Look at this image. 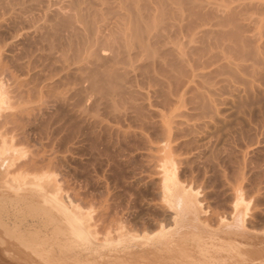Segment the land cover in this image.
<instances>
[{
  "label": "rangeland",
  "instance_id": "1",
  "mask_svg": "<svg viewBox=\"0 0 264 264\" xmlns=\"http://www.w3.org/2000/svg\"><path fill=\"white\" fill-rule=\"evenodd\" d=\"M70 1L0 0V163L14 193L34 180L45 199L52 183L98 239L171 231L188 193L194 224L240 223L250 264H263L264 0H187L192 13L181 7L177 26L168 12L144 47H127L109 22L102 35L117 40L90 50L68 26ZM21 210L12 231L52 230Z\"/></svg>",
  "mask_w": 264,
  "mask_h": 264
},
{
  "label": "bare ground",
  "instance_id": "2",
  "mask_svg": "<svg viewBox=\"0 0 264 264\" xmlns=\"http://www.w3.org/2000/svg\"><path fill=\"white\" fill-rule=\"evenodd\" d=\"M57 1L60 2V0ZM57 1L54 0V2ZM70 2L67 10H72V16L70 17L71 21H68V26L71 28L74 37L77 34L82 35L83 49L89 50L100 41L99 37H103L106 45L109 38L113 40L116 36H112V29L108 30L107 36L102 35L109 22H112V26L117 28V33L120 36L118 38L127 47L132 48L134 43L144 47L148 42L146 38L153 36L150 33L152 26L155 27H152L154 30L158 29L156 26L168 18L166 16L169 14L168 12L172 15L170 18L175 19L173 25H177L175 14L178 13L177 11L181 13L184 9L181 7L186 9L189 3L186 2L183 5L184 1L182 4V0H75ZM190 8L187 7L186 9L189 10V14ZM180 15L183 16L184 14ZM193 15H190L191 17L186 16L192 20ZM164 17L166 18L164 19ZM198 18L203 24V19ZM178 19L181 22L180 16ZM188 19L186 18V21L182 19V22L188 24ZM165 23L168 24L167 21ZM201 25L199 26L201 27ZM195 27L197 28V26ZM142 29L145 31L143 32ZM160 29L163 30V28ZM9 180L6 166L4 163H0V264H250L249 230L244 226L238 227L240 223L235 226L225 225L224 220L219 222V228L215 232L203 227L204 230H201L199 224H194L197 223L195 221H197L200 207L191 194L186 193L182 200L184 206L182 212L185 211L183 216L186 213V217H189L187 221L190 224L194 220L190 232L189 229L188 232L183 230L184 218L181 211L177 209L176 215H174V229L172 228L171 231L153 235H139L130 233V229L128 231L127 229H125L126 231L116 229L114 235L108 233L105 237L103 236L104 238H101L102 240L99 237V240L94 235L96 234L95 231L90 228L88 215L72 201L66 202L57 186L55 187L50 183L49 191L45 190L47 196L43 199L35 197L36 193L34 192H39L40 195L44 183L29 180L31 183L19 184L21 189L18 191L19 195H16L12 190L15 188H12ZM27 195L31 196L28 197ZM24 196H27L28 199H23L26 200L22 201L23 206L18 205V201L16 204L13 203V200ZM239 199L241 201L242 198ZM33 200L36 204H32ZM22 207L28 211L40 212L39 214L47 216L52 225V230L46 235L36 233L26 235L21 231H12L10 214L12 211L18 213V210L23 212ZM1 213L4 214V217ZM240 213L239 209L235 207L234 217ZM242 221L240 222L242 223ZM185 223L190 226L188 222ZM186 227L188 228V226ZM15 228L19 229L20 225Z\"/></svg>",
  "mask_w": 264,
  "mask_h": 264
}]
</instances>
